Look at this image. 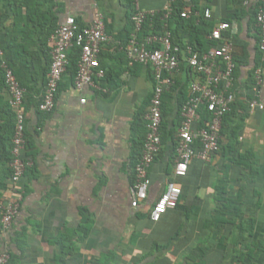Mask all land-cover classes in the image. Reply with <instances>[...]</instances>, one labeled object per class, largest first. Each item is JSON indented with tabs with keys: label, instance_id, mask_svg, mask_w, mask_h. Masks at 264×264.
I'll list each match as a JSON object with an SVG mask.
<instances>
[{
	"label": "crops",
	"instance_id": "1",
	"mask_svg": "<svg viewBox=\"0 0 264 264\" xmlns=\"http://www.w3.org/2000/svg\"><path fill=\"white\" fill-rule=\"evenodd\" d=\"M146 12L159 13L167 0H139ZM210 21L230 25L235 101L223 122L219 149L210 162L192 160L185 177L173 176L171 142L149 168L148 200L130 206L129 188L141 152L153 79L149 68H126L121 52L132 28L129 0H0V52H17L25 84L26 153L32 165L20 186L23 200L10 227L0 225V251L8 264H264V106L262 82L255 92L260 64L255 15L259 0H200ZM105 18L110 42L99 63L98 89L76 90L63 76L49 113L37 110L44 93L45 62L37 54L51 47L49 34L65 18L80 27ZM22 57H25L22 59ZM49 61H46L48 68ZM192 77L184 61L174 88L163 96L169 123L188 96ZM101 90H107V93ZM84 100V103H81ZM0 84V199H8L7 158L13 113ZM174 181L181 195L177 208L159 222L149 220L151 206Z\"/></svg>",
	"mask_w": 264,
	"mask_h": 264
},
{
	"label": "built area",
	"instance_id": "2",
	"mask_svg": "<svg viewBox=\"0 0 264 264\" xmlns=\"http://www.w3.org/2000/svg\"><path fill=\"white\" fill-rule=\"evenodd\" d=\"M139 0H129L133 12L131 23L133 30L121 52L127 61V68L136 65L149 68L153 79V91L147 112L144 115L146 134L140 156L134 166V182L129 188L130 206L137 210L148 200L150 179L148 171L162 149L160 134L161 108L163 96L174 86V76L184 61L192 79L188 85V96L180 111V124L176 130L175 161L173 176L185 177L192 160L202 163L210 162L219 149L221 129L224 117L228 114L235 101L233 90L235 62L232 55V44L224 34L230 31L227 23H218L208 39L219 45L204 54H198L185 45L183 48L172 43V33L164 25L161 33L142 36L144 26L162 13L161 21L169 20L176 4L181 3L184 9L180 16L189 19L199 16L193 11L191 0H167V4L159 13L146 12L140 9ZM204 19L210 20L211 11L205 9ZM255 26L258 31V51L260 64L254 69L255 85L258 91L262 82L264 67V0H259L255 15ZM50 65L46 86L38 106V111L49 113L54 107V99L59 84L67 72L69 54L74 47L80 50L77 71L73 79L76 90L84 87L98 89L95 78H103L104 71L100 68L99 57L104 45L110 42L105 32V18L96 12L93 21L86 27H80L75 18L67 17L50 36ZM2 57V52H0ZM4 82L9 94V106L15 112V128L12 137L11 160L8 165L10 177L8 181V199H0V225L6 230L16 217L23 200V189L20 186L25 171L32 165L31 159L25 155L27 140L25 135L26 117L23 111L25 90L20 86L12 70L1 61ZM107 93V90H101ZM84 103V100H81ZM249 109L263 110L264 106L255 99L248 104ZM209 113L208 122L201 125L199 112ZM181 190L174 181L166 183L159 199L148 212L153 223L160 221L169 210L178 204ZM9 252L0 251V264H8Z\"/></svg>",
	"mask_w": 264,
	"mask_h": 264
},
{
	"label": "trees",
	"instance_id": "3",
	"mask_svg": "<svg viewBox=\"0 0 264 264\" xmlns=\"http://www.w3.org/2000/svg\"><path fill=\"white\" fill-rule=\"evenodd\" d=\"M199 1L200 0H191L192 6H193V11L198 12L199 16H191L189 19L181 18L180 14L184 9V5L181 3H178L174 6L172 15L170 16L169 20L166 21L165 23L161 21L162 13H159L156 17H154L152 19V21L147 22L144 26L142 36L150 34V33H153V34L161 33L163 30V27L165 25L167 27V29L170 30V32L172 33V43L176 46H180L181 48H183L185 45H188L194 50V52H196L200 55L204 54L205 52H207L211 48L217 47L219 45L218 42L210 41L208 39V36L210 35L212 30L214 29V26L210 20L204 19L203 12L205 9H202V10L199 9V6H198ZM55 30H53L51 32V34ZM132 30H133V27L131 28L129 36H130ZM51 34H49L48 38H50ZM129 36H128V38H129ZM126 42L122 45L124 46L126 44ZM50 52H51V47L49 49H46L45 51L43 50L42 52H40V54H37V56H38L37 58L39 59V61L45 62V65L42 67V73H39L40 75H42L45 78L44 89L46 86L47 74H48L49 65H50ZM3 54L4 55L2 57H0V65H1V61H4L6 63V65L12 70V72H13L14 76L16 77L17 81L19 82L20 86L24 89L25 84L23 83V81L20 80L21 74L19 72L20 68L23 67V65H22L23 63H21L20 60L17 59V57H18L17 52L8 50V51H4ZM79 55H80V50L76 47H74L72 49L71 53L69 54V64L67 67V72H69L71 74L73 79H74L76 71H77L76 66H77V62L79 60ZM24 58L25 57H22V59H24ZM124 58H125V56H124ZM125 60H126V58H125ZM46 61H49L48 68H46ZM125 62H126L125 65L127 68V61H125ZM127 70H128V68H127ZM188 71H189V69H188ZM0 84H1V86H3L6 89L5 82H4V72L1 69V66H0ZM173 88H174V86L172 87V89ZM171 90H170V92H171ZM25 93H26V91H25ZM40 102H41V100L39 101V103L37 105V110H38V106H39ZM182 106H183V104H179L177 112H176V118L175 119H177V121L179 120V124H180V111H181ZM8 107H9L10 111L13 113V121H14L11 138L9 139L11 142L13 134H14V128H15V112L9 105H8ZM161 116H162V120H161L160 134H161L162 145H163V143L171 142L172 147L175 151L176 150V142H175L176 132L174 131L175 126H174V123L170 124L168 122L169 118H171V116H172V111L171 110H168V111L165 110V108L163 107V99H162ZM199 116H200V121H201L200 124L201 125H203L202 124L203 122H208L209 113L207 111H205V110L200 111ZM225 117H224V119H225ZM224 119H223V122H224ZM222 129H223V124H222ZM222 129H221V132H222ZM142 145H143V142H142ZM11 146H12V143H11ZM141 149H142V146H141ZM25 155L28 156L27 153H25ZM139 156H140V153H139ZM139 156H138V158H139ZM10 160H11V148L9 151V156L7 158V165H9ZM8 171H9V177H10V170L8 169Z\"/></svg>",
	"mask_w": 264,
	"mask_h": 264
}]
</instances>
